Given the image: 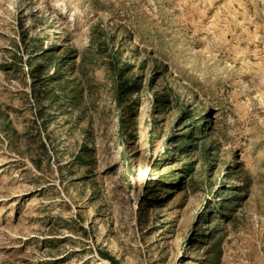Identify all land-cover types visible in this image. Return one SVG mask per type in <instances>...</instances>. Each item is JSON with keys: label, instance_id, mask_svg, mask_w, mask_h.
<instances>
[{"label": "rangeland", "instance_id": "rangeland-1", "mask_svg": "<svg viewBox=\"0 0 264 264\" xmlns=\"http://www.w3.org/2000/svg\"><path fill=\"white\" fill-rule=\"evenodd\" d=\"M39 45L80 102L54 123ZM116 50L142 84L121 103ZM182 112L189 179L186 158L161 162ZM85 127L91 172L69 166ZM0 264H264V0H0Z\"/></svg>", "mask_w": 264, "mask_h": 264}, {"label": "trees", "instance_id": "trees-1", "mask_svg": "<svg viewBox=\"0 0 264 264\" xmlns=\"http://www.w3.org/2000/svg\"><path fill=\"white\" fill-rule=\"evenodd\" d=\"M103 45H98V50L102 54L101 47ZM106 48V47H105ZM112 50V49H111ZM27 53L29 54L28 64L31 67L32 64L36 61H41L43 64L36 65L34 68V72L37 73L38 78H43V72L46 68L53 65L54 59V51L52 48L42 49L40 45L37 48H30L29 50L26 48ZM110 61L107 63V70L111 74L114 84V89L116 90V95L118 99V103H121L122 98H129L133 94H138L141 91L142 84H141V75L134 72V67L132 65H128L125 63L120 67V54L119 51H112L109 55ZM67 59L64 61L59 62L58 67H56V71L42 80V84L45 86L52 85V88L46 91L45 100L48 102L47 106L43 109L44 116L47 118V122H56L57 120H63L65 116L70 114H74L77 111V107L79 106L80 102L78 96L76 95L75 88L73 90L67 89V85L72 81H65V68L67 67ZM141 69V67H140ZM169 104L168 98L166 96H161L156 98L154 109L159 110L161 108H167ZM184 110V109H183ZM52 112L49 114L48 112ZM125 113L127 115H131L134 117V113L131 108H129V112ZM182 112V118L179 120V125H184L187 127L184 132L180 135H172L167 139V149H165V154L162 158L161 162H167L165 158H174V162H179L181 159L186 158L187 163L182 165L179 168V171L184 175V178H190L193 172V163L190 159L193 156L194 151L197 152L198 144L201 139L198 132V124L199 121H196V114L195 112ZM186 116V117H185ZM126 118L123 121L126 123ZM132 122V121H131ZM130 122V123H131ZM124 123V124H125ZM189 124V125H188ZM133 128V123L130 124ZM84 143L78 146L77 153L73 160L69 163V166L79 164L84 172H91L94 167V160L92 156L93 146H92V139L90 131L87 127L81 129ZM123 135H126L123 133ZM127 137L134 138V136L127 135ZM60 139L64 140V137H58V141ZM204 142V140H203ZM205 143L202 144V147ZM170 148V150H168ZM177 156V157H176ZM183 178V177H182ZM183 178V179H184ZM183 179H180V176L177 174L175 175V181L180 180L177 185L179 190H183ZM161 179L157 181V183H161ZM147 185L146 189L149 188ZM223 194L218 192V195ZM227 198L224 202L220 203V209L224 210L226 208H230L233 205V202L236 201V197ZM210 213L209 209L206 211ZM203 220H205L206 216L205 213L200 216ZM213 214L210 216V220H212ZM210 222V221H209ZM201 235L197 233V242H200Z\"/></svg>", "mask_w": 264, "mask_h": 264}]
</instances>
